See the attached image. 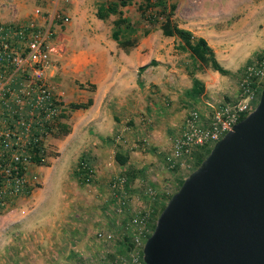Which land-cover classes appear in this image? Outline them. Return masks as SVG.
<instances>
[{
	"label": "rangeland",
	"instance_id": "374dc122",
	"mask_svg": "<svg viewBox=\"0 0 264 264\" xmlns=\"http://www.w3.org/2000/svg\"><path fill=\"white\" fill-rule=\"evenodd\" d=\"M109 1L115 0H0V24L22 25L30 19L43 27L50 23L49 28L53 33L49 42L50 69L45 74L49 86L59 90L64 88L62 77L66 72L62 70V62L65 57L69 58L89 48L90 50L95 48V52L104 54L115 52L107 48V43L112 44L111 29L115 16L100 21L94 15L99 4ZM176 1L165 0V4ZM180 1L181 8L187 4L190 9L184 7L199 16H205L209 12L216 14L222 7L219 0ZM138 5L143 7L144 2L131 0L130 5L121 8V12L136 29L137 44L140 45L139 56L155 63L147 64L145 68L147 79L166 81L169 87L170 77H167L166 72L174 69L175 72H179L181 78L178 80L182 82L174 88H167L166 93L160 90L159 85L150 82L148 88H145L146 93H143V97L138 100V105H146V107L145 110L142 108L137 113L139 118V125H135L137 129L131 131L130 139L127 140L122 134V137L113 139L117 141H112V145H107L112 150L113 146L122 148L126 142L120 141L127 140L132 142L130 144L134 145V149L140 151H137L139 154L132 159L137 166L136 169L127 170L125 174L118 168L103 173L104 177L109 176L106 180L114 176L126 178V175L132 178L131 187L127 189L129 197L127 207L121 211L122 215L118 216L114 202L110 206V202L107 201L109 196L102 199L108 192L104 191L100 197L97 196L96 188L93 186L95 181L80 185L74 180L68 167L73 162L77 164V159L85 148V142L78 140L66 142L65 137L69 133L57 138L51 137L45 142L46 158L45 164L39 169L38 189L30 197L19 200L9 211L0 213V264H109L114 259L123 257L128 241L127 233L121 242L123 236L120 231L126 228L124 222L135 214L146 213L151 225L152 220L156 221L159 206L165 205L169 196L180 187V181L194 171L192 166L188 171L178 174L164 170L162 151L167 145L153 143L158 145L152 147L150 141L152 131L169 129V134L163 132L158 134L155 131L156 137H166L169 140L191 107L204 112L209 106H218L232 100L239 90L240 75L244 67L260 60L258 57L264 56L260 53L264 50L255 51L246 60L245 55L251 50H257V46L247 45L245 30H255L264 24H238L236 15L238 13L235 9L237 4L231 0L228 6H223L226 16H230L228 21L220 23L225 32L221 33L218 32V28H213L215 33L207 36L209 43L220 45L221 40H224L230 44L231 51L222 53L224 58L230 56L228 61L218 60V62L221 67L227 68V71L240 66L235 71L228 72L227 76L200 67L188 53L176 50L175 46L178 42L165 40L157 33L158 23H148L140 18ZM16 8L24 10V15L27 12L26 17L12 19L15 18ZM35 10H38V13L35 14ZM158 10L159 7H155L147 10L146 14ZM57 16H67L68 22L59 25L56 22ZM225 47L229 48V46ZM142 72L143 70L140 73ZM190 74L202 83V91L197 98L185 93L191 86ZM68 105L65 104L63 113L67 118L62 119L61 122L68 126L70 132L71 123L68 125L67 121L69 122L72 111L69 110ZM74 124L76 126L78 124L77 116ZM77 130L76 127L74 132L76 133ZM148 130H151V133ZM63 169L66 171L60 173L59 171ZM43 170H52L51 175L57 174V176H50L48 181H44ZM105 184L107 186L108 183ZM104 188L108 190L107 187ZM147 188H151L152 195L146 193ZM56 199H58L56 210L53 211ZM99 232L111 234L112 239L109 241L99 239L97 236ZM149 234H151L150 227Z\"/></svg>",
	"mask_w": 264,
	"mask_h": 264
},
{
	"label": "built area",
	"instance_id": "2783aa9c",
	"mask_svg": "<svg viewBox=\"0 0 264 264\" xmlns=\"http://www.w3.org/2000/svg\"><path fill=\"white\" fill-rule=\"evenodd\" d=\"M56 22L63 25L68 18L57 16ZM49 27L50 23L43 27L34 20L22 25H0V213L9 211L40 186L45 142L64 113L62 92L46 81L53 34ZM240 77L239 90L232 100L209 106L204 112L195 107L189 109L162 151L164 170L175 174L188 171L194 151L211 149L255 108L264 81V60L247 64ZM76 172L85 185L94 176L86 160L77 163ZM126 186L121 176L108 184L118 216L129 202ZM152 192L151 188L146 189L149 195ZM124 223L126 228L120 234L122 242L128 233L126 252L109 264H141V251L149 235L148 214H135ZM97 236L105 241L112 239L111 234L103 232Z\"/></svg>",
	"mask_w": 264,
	"mask_h": 264
},
{
	"label": "water",
	"instance_id": "95a60500",
	"mask_svg": "<svg viewBox=\"0 0 264 264\" xmlns=\"http://www.w3.org/2000/svg\"><path fill=\"white\" fill-rule=\"evenodd\" d=\"M141 254L143 264H264V81L255 108L170 196Z\"/></svg>",
	"mask_w": 264,
	"mask_h": 264
},
{
	"label": "crops",
	"instance_id": "0c3cea01",
	"mask_svg": "<svg viewBox=\"0 0 264 264\" xmlns=\"http://www.w3.org/2000/svg\"><path fill=\"white\" fill-rule=\"evenodd\" d=\"M180 2V0H177L174 3V21L179 28L190 32L194 38H202L212 50L216 63L221 67L219 62H226L230 57L227 56V58H224L222 56L223 51H225V53L231 51L230 44L224 40H221L220 45H216L214 42L209 43L207 36L210 33H215V31L212 30L213 28H218V32H225L220 23L226 22L230 18V16H226L227 14L223 11V9L228 6L229 0H219V2L222 3L221 10H217L218 12L216 11V14H211L212 12H209V14L205 16L192 14V12L189 11L190 8L187 4L184 6H187L186 8L189 9H186L184 6L181 8ZM231 2L237 4L235 9L238 13L236 14L238 24H264V0H231ZM16 11L15 18L12 19L26 17L27 15V12H25L24 15V10H21L20 8H16ZM35 24H37V22H35ZM200 26L205 29H202ZM157 33L160 35L158 29ZM245 34L247 36V45L257 46V50H251L249 54L247 53V55H245L247 60V58H249V56L255 51L264 50V25L255 28V30H245ZM163 38L165 40L170 39L171 42L173 41L177 43V40L172 37ZM111 42L112 44L107 43V48L113 49L115 51L113 53L104 54L95 52V48H92L91 50L89 48L78 54H74L69 58L68 56L65 57L62 62V70L63 72H66L62 77V85L64 88L59 89L63 95L62 99L66 101L64 102L66 105L70 103H81L85 102L86 99H91V105L86 109H78L71 112L69 122L67 121L68 125L71 123V131L67 137H65V140L66 142H74L77 140L85 142V148L81 155L93 168L94 176L92 180L95 181L93 186L96 188L95 190L97 191L98 197H100L102 192H108V194H104L102 199H106L105 197L109 196L107 201L110 202V206L114 201V198L112 192L108 188V184L114 177L118 176L106 180L109 176L106 175V177H104L103 173L118 168L120 171H123V174H125L127 170L137 168L132 159L139 154L137 152L139 150L134 149V145L130 144L132 142L127 140L130 139L131 131L137 129L135 125H139L137 113L141 111L142 108L145 110L146 107V105H138V100L141 96L143 97V93H146L145 88H148L147 86L150 82L154 85H159L160 90L165 93L167 92V88H174L177 84L182 82V80H178V78H181L180 74H178L179 72H175L174 69L166 72L167 77H170L168 83L171 85H169V87L166 84V81L163 82L160 80L147 79V69L145 68L142 73L138 74V69L146 67L149 63V60H147L148 58H141L139 56L138 50L140 49V45L136 44L134 48L123 51L117 47L113 40ZM225 46H229V48L226 49ZM238 67L228 72L235 71ZM221 68L224 70L227 69L224 67ZM49 69L50 67L46 72H49ZM67 72L69 75H67ZM71 73L73 75H70ZM76 116L78 123L77 126L74 124ZM76 127L78 130L75 133L74 131ZM148 131L151 133V130ZM155 131L157 133H170L169 129L165 128L164 130L159 129L152 131L150 134V138L152 136V139H150L152 147L158 144L168 146L169 140L166 139V137H156ZM122 134L127 139L120 141L121 143L124 141L126 142L123 144L122 148L119 146L118 148H114L113 146L112 150L107 147L109 144L112 145V141H117L113 140L115 137L120 138L122 137ZM153 143L158 144L153 145ZM115 154H120L122 157L127 158V161L123 166H119L115 163ZM81 155L79 157H81ZM77 160H79V158ZM76 165V162H73V164L70 165L71 167L69 166L68 168L71 170L70 172L74 176V180L77 181L75 176ZM65 171L66 170L63 169L59 172L63 173ZM51 173L52 170H43L44 181H48L50 176H57V174L51 175ZM58 180L59 178L57 181ZM125 180L126 182L128 181L127 175ZM105 183H108L107 186ZM104 186L107 187L108 190H105ZM129 187H131V182ZM57 201L58 199L55 200L53 211L56 210ZM36 203L37 202H35V204ZM104 206L107 207L108 205L104 204Z\"/></svg>",
	"mask_w": 264,
	"mask_h": 264
},
{
	"label": "trees",
	"instance_id": "16d2710c",
	"mask_svg": "<svg viewBox=\"0 0 264 264\" xmlns=\"http://www.w3.org/2000/svg\"><path fill=\"white\" fill-rule=\"evenodd\" d=\"M144 2V6L138 5L137 11L141 19L146 20L148 23H158L157 29L160 31V34L163 37H172L177 40V44L175 46L176 50L181 52L188 53L189 57L197 62L200 67H205L213 72L218 73L221 76L229 75L228 71L222 69L215 61L212 50L207 46L206 42L202 38H194L190 32L181 29L178 27L176 22L173 19V13L175 10V4H165V0H142ZM131 0H115L109 1L106 3H102L98 5L95 11V18L104 21L108 19L110 16H115V19L112 21V29H111V39L116 43L117 47L123 51H127L132 49L137 44V36L136 29L133 27L132 23L128 18L122 16L121 8H124L130 5ZM155 7H159L158 11H154L152 14H146V11L149 9H154ZM261 55H264V52H260ZM264 56L258 57V59H262ZM150 65H154L153 61L149 62ZM147 67V65H146ZM146 67H141L138 69V74ZM191 76V86L188 90L185 91L186 95L191 96L193 98H197L202 91V83ZM91 105V99H88L84 103H70L68 108L70 111L78 110V109H86ZM67 116L61 114L56 124L53 127V131L51 132V137L57 138L60 136H65L69 133L68 126L61 122L62 119H66ZM210 149H199L194 151L192 154V170H195L200 162L207 156ZM86 160L83 156H81L78 162ZM114 161L117 165L123 166L127 158L122 157L120 154H115ZM77 162V163H78ZM76 179L80 185H83V181H79V173L75 172ZM132 178L128 177L127 181V189H129L130 182ZM182 181H180L179 186ZM170 198V196H169ZM168 198V199H169ZM164 204L159 206V210L157 214L162 211L164 208ZM156 212V210H155ZM158 217V216H157ZM156 218V217H155ZM150 220V218H149ZM152 220V218H151ZM154 220H152L151 225H149L150 230L152 232L154 227ZM150 235V234H149ZM148 235V236H149ZM128 245V244H126ZM143 264V263H141Z\"/></svg>",
	"mask_w": 264,
	"mask_h": 264
}]
</instances>
